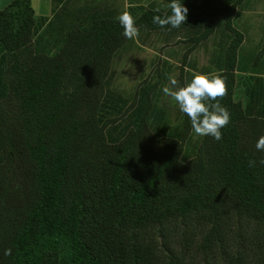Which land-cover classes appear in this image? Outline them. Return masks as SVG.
<instances>
[{
  "label": "trees",
  "instance_id": "1",
  "mask_svg": "<svg viewBox=\"0 0 264 264\" xmlns=\"http://www.w3.org/2000/svg\"><path fill=\"white\" fill-rule=\"evenodd\" d=\"M121 1L50 0L48 15L31 0L0 8V264H264V46L239 56L244 0H180V27L193 32L181 63L218 33L204 73L225 78L230 113L221 140L200 136L187 153L194 131L175 102V125L154 130L168 121L156 107L163 73L129 99L104 91L131 40ZM170 2L125 10L162 32L171 26L153 17ZM192 73L180 68L179 84Z\"/></svg>",
  "mask_w": 264,
  "mask_h": 264
},
{
  "label": "rangeland",
  "instance_id": "2",
  "mask_svg": "<svg viewBox=\"0 0 264 264\" xmlns=\"http://www.w3.org/2000/svg\"><path fill=\"white\" fill-rule=\"evenodd\" d=\"M10 0H0V8ZM158 3L161 0H122L117 6L125 11L129 4ZM31 5L36 15H48L50 0H31ZM234 26L244 35V40L239 49V56L244 57L257 45L264 46V0H244L238 7L234 20ZM192 30L184 27L172 28L167 31H144L139 29V35L128 41L112 58L109 74L106 78V89L120 99H129L134 89L139 86L142 79L151 75L150 81L156 79L155 70L163 73L157 91L156 107H165L163 119L153 124L154 130L162 134L169 127L175 125V107L171 97L165 96L163 88L168 85L169 76L178 81L180 68L183 71L204 73L212 71L213 65L209 62L212 51L218 42L217 32L211 34L205 41L199 43L195 49L186 55V62L181 63L183 52L191 45L188 40ZM264 78V66L260 70ZM238 76L242 74L238 73ZM235 98L244 100L242 87L239 86ZM167 122V125L163 123ZM200 136L193 133L185 145V152H189L191 145Z\"/></svg>",
  "mask_w": 264,
  "mask_h": 264
},
{
  "label": "clouds",
  "instance_id": "3",
  "mask_svg": "<svg viewBox=\"0 0 264 264\" xmlns=\"http://www.w3.org/2000/svg\"><path fill=\"white\" fill-rule=\"evenodd\" d=\"M170 13L164 16L155 15L153 23L160 27L171 26L179 28L185 24L188 14V8L180 0H171L166 5ZM156 12L160 8L155 9ZM118 22L123 28V36L128 39H135L139 35V29L131 13L127 10L122 11L118 17ZM168 85L163 88L165 96L171 97L178 105L179 110L190 120L191 128L198 136H211L215 140L222 139V131L230 122L229 111L219 103L227 95L226 80L216 72L200 73L193 72L192 79L183 86L177 79L169 76ZM259 151H264V135H261L255 145ZM250 161V166L254 165ZM264 164V160L260 161ZM4 254L11 255V249H6Z\"/></svg>",
  "mask_w": 264,
  "mask_h": 264
}]
</instances>
